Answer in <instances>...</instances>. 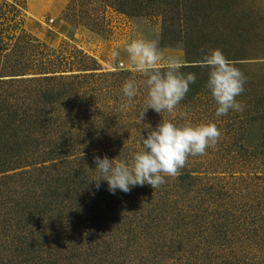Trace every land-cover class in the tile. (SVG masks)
Here are the masks:
<instances>
[{
  "label": "rangeland",
  "instance_id": "1",
  "mask_svg": "<svg viewBox=\"0 0 264 264\" xmlns=\"http://www.w3.org/2000/svg\"><path fill=\"white\" fill-rule=\"evenodd\" d=\"M140 33L158 36L165 55L182 58L181 71L197 77L173 113L149 109L142 122V85L120 111L128 102L125 80L144 79L123 52ZM0 41V97L17 110L16 119L34 125L33 138L44 142L39 153L54 152L45 165L76 159V170L90 171L94 156L130 160L148 125L154 129L162 119L216 123L215 149L190 156L158 190L183 194L188 181L178 177H194L179 204L200 206L207 222H227L232 248L248 263L264 264V0H0ZM217 48L247 77L237 97L244 111L221 117L206 87L208 69L199 66L203 54ZM182 255L176 264H206L192 250Z\"/></svg>",
  "mask_w": 264,
  "mask_h": 264
},
{
  "label": "trees",
  "instance_id": "2",
  "mask_svg": "<svg viewBox=\"0 0 264 264\" xmlns=\"http://www.w3.org/2000/svg\"><path fill=\"white\" fill-rule=\"evenodd\" d=\"M7 104L0 97V264H176L191 250L206 264H250L232 248L227 222L179 204L194 177H178L188 181L183 194L148 184L112 194L106 181L97 189L98 173L76 170V159L45 165L54 152L39 153L34 125Z\"/></svg>",
  "mask_w": 264,
  "mask_h": 264
},
{
  "label": "clouds",
  "instance_id": "3",
  "mask_svg": "<svg viewBox=\"0 0 264 264\" xmlns=\"http://www.w3.org/2000/svg\"><path fill=\"white\" fill-rule=\"evenodd\" d=\"M123 52L131 70L144 79L139 84L134 77L125 80L122 93L128 102L120 105V111L130 107L142 85L147 89V96L139 121H143L149 109L158 114L173 113L188 93L190 84L195 83L196 74L182 72L186 66L183 59L166 56L158 36L148 38L140 33L124 45ZM113 55L119 57L120 52ZM199 66L208 69L206 87L217 105L215 115L243 112L245 106L237 97L243 93L247 77L234 62L217 48L204 53ZM147 129V137H140V150L133 153L130 160L94 156V171L98 174L92 182L97 189L101 181L107 182L112 194L117 189L127 194L133 187L145 184L159 188L166 183V177L175 178L180 174L190 156H202L209 148L215 149L221 136L214 122L193 124L186 121L177 125L162 119L154 129L151 125Z\"/></svg>",
  "mask_w": 264,
  "mask_h": 264
}]
</instances>
